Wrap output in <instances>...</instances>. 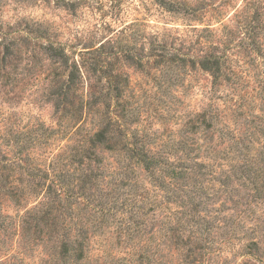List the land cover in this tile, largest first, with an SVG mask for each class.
Masks as SVG:
<instances>
[{"label": "rangeland", "instance_id": "374dc122", "mask_svg": "<svg viewBox=\"0 0 264 264\" xmlns=\"http://www.w3.org/2000/svg\"><path fill=\"white\" fill-rule=\"evenodd\" d=\"M0 264H264V0H0Z\"/></svg>", "mask_w": 264, "mask_h": 264}, {"label": "trees", "instance_id": "16d2710c", "mask_svg": "<svg viewBox=\"0 0 264 264\" xmlns=\"http://www.w3.org/2000/svg\"><path fill=\"white\" fill-rule=\"evenodd\" d=\"M215 62V61H214ZM214 62H212L211 60L207 59L205 61H201V64L202 66H204V68H213V67H210V64H214ZM215 70H219L218 67H215ZM70 82L74 85L75 84V74L72 73L71 75V78H70ZM90 104V102H89ZM108 128H103L102 130H98L96 133H95V137L97 138V140L99 141H107L108 139ZM193 150H196V149H191L190 151H193ZM138 154L141 155V153L139 152ZM147 153H142V156H146ZM148 157L144 158V160H147ZM147 164H146V167H150L152 165V159H148L147 161ZM158 162V161H157ZM156 162V163H157ZM166 172V171H165ZM201 187H204L203 184L200 185V188Z\"/></svg>", "mask_w": 264, "mask_h": 264}]
</instances>
